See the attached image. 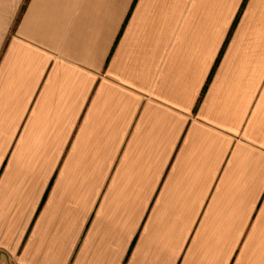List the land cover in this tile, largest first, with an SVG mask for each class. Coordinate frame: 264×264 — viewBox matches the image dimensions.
<instances>
[{
  "label": "crops",
  "instance_id": "0c3cea01",
  "mask_svg": "<svg viewBox=\"0 0 264 264\" xmlns=\"http://www.w3.org/2000/svg\"><path fill=\"white\" fill-rule=\"evenodd\" d=\"M0 55V264H264V0H0Z\"/></svg>",
  "mask_w": 264,
  "mask_h": 264
},
{
  "label": "snow or ice",
  "instance_id": "6c2138e0",
  "mask_svg": "<svg viewBox=\"0 0 264 264\" xmlns=\"http://www.w3.org/2000/svg\"><path fill=\"white\" fill-rule=\"evenodd\" d=\"M8 39H10V37L8 38ZM7 46V40L5 41V47ZM3 59V56L2 55H0V60H2ZM262 199H264V197H262Z\"/></svg>",
  "mask_w": 264,
  "mask_h": 264
}]
</instances>
